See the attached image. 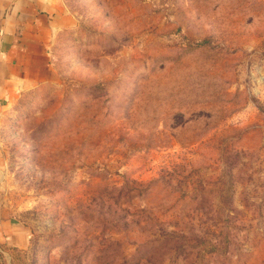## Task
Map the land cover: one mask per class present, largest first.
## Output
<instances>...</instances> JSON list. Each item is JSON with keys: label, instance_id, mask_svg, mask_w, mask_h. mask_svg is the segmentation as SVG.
Masks as SVG:
<instances>
[{"label": "rangeland", "instance_id": "374dc122", "mask_svg": "<svg viewBox=\"0 0 264 264\" xmlns=\"http://www.w3.org/2000/svg\"><path fill=\"white\" fill-rule=\"evenodd\" d=\"M59 2L0 111V264H264V0Z\"/></svg>", "mask_w": 264, "mask_h": 264}, {"label": "crops", "instance_id": "0c3cea01", "mask_svg": "<svg viewBox=\"0 0 264 264\" xmlns=\"http://www.w3.org/2000/svg\"><path fill=\"white\" fill-rule=\"evenodd\" d=\"M59 0H0V111L41 83L67 24Z\"/></svg>", "mask_w": 264, "mask_h": 264}]
</instances>
